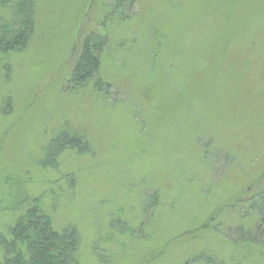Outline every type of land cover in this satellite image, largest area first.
Returning <instances> with one entry per match:
<instances>
[{"label":"rangeland","instance_id":"1","mask_svg":"<svg viewBox=\"0 0 264 264\" xmlns=\"http://www.w3.org/2000/svg\"><path fill=\"white\" fill-rule=\"evenodd\" d=\"M114 2L37 0L0 55V263L37 207L76 264H264V0ZM90 32L106 91L72 82Z\"/></svg>","mask_w":264,"mask_h":264},{"label":"trees","instance_id":"2","mask_svg":"<svg viewBox=\"0 0 264 264\" xmlns=\"http://www.w3.org/2000/svg\"><path fill=\"white\" fill-rule=\"evenodd\" d=\"M36 4L37 0H0V55L6 56L10 53L20 52L28 46L34 32L33 14H35ZM124 5H126V9H132L135 6V0H115L108 20H123L121 18L123 14L117 16L114 11L122 12L121 9ZM144 30L151 35L157 33H154L156 29L152 25H147ZM107 44L106 37L103 38L90 32L81 49H75V60L72 65L74 86L83 87L95 81L93 84L95 89L99 91L105 89L106 91L98 75L103 55L107 53ZM169 68L172 69L173 66ZM61 137L66 138V141L56 144L60 152L66 148L73 147L72 149H75L76 146H84L79 145L83 142L80 138L66 135ZM58 140L61 138L57 137L54 141L58 142ZM203 148L207 149L206 146ZM262 192L257 191V195L247 192L246 199L241 198L238 201L242 203H237L239 205L248 204V209L253 210L252 206L255 204V200L262 195ZM11 235L13 240L4 245L6 257L0 264H76L77 262L78 238L76 230L71 226L56 230L51 217L39 211L37 207L29 208L25 214L18 218L11 229Z\"/></svg>","mask_w":264,"mask_h":264}]
</instances>
